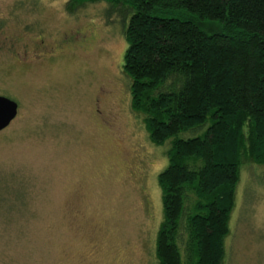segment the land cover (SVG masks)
<instances>
[{
    "label": "rangeland",
    "instance_id": "rangeland-1",
    "mask_svg": "<svg viewBox=\"0 0 264 264\" xmlns=\"http://www.w3.org/2000/svg\"><path fill=\"white\" fill-rule=\"evenodd\" d=\"M68 1L0 0V86L19 104L0 132V264H159L170 141L131 107L121 17ZM226 244L225 264H264V165H244Z\"/></svg>",
    "mask_w": 264,
    "mask_h": 264
},
{
    "label": "trees",
    "instance_id": "trees-1",
    "mask_svg": "<svg viewBox=\"0 0 264 264\" xmlns=\"http://www.w3.org/2000/svg\"><path fill=\"white\" fill-rule=\"evenodd\" d=\"M106 2L128 44L131 107L167 149L159 264H225L244 165H264V0ZM2 200V199H1Z\"/></svg>",
    "mask_w": 264,
    "mask_h": 264
},
{
    "label": "water",
    "instance_id": "water-1",
    "mask_svg": "<svg viewBox=\"0 0 264 264\" xmlns=\"http://www.w3.org/2000/svg\"><path fill=\"white\" fill-rule=\"evenodd\" d=\"M19 104L16 100L0 95V131L7 128L16 118Z\"/></svg>",
    "mask_w": 264,
    "mask_h": 264
},
{
    "label": "flooded vegetation",
    "instance_id": "flooded-vegetation-1",
    "mask_svg": "<svg viewBox=\"0 0 264 264\" xmlns=\"http://www.w3.org/2000/svg\"><path fill=\"white\" fill-rule=\"evenodd\" d=\"M1 46V45H0ZM8 46H11V44L10 45H8ZM7 45H6V42L4 41V43H3V49H7L8 51H11V49L8 47ZM2 52H8V51H4V50H1ZM24 53H26V50L25 51H23ZM19 53V52H18ZM1 54H3V55H5L6 56V54L7 53H1ZM4 68V67H3ZM1 76V75H0ZM4 78V77H3ZM6 79V78H5ZM2 83H5V81H4V79H1L0 80ZM0 85H1V83H0ZM5 87V86H4ZM6 91H5V89H3L1 86H0V95H3V96H7V97H9L8 95H7V93H5ZM11 98V97H10ZM6 129V128H5ZM5 129H3V130H5ZM2 130V131H3ZM1 132V131H0Z\"/></svg>",
    "mask_w": 264,
    "mask_h": 264
}]
</instances>
